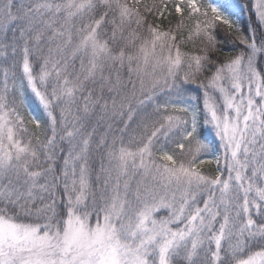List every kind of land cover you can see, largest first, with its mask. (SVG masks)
I'll use <instances>...</instances> for the list:
<instances>
[{
    "label": "snow or ice",
    "instance_id": "obj_1",
    "mask_svg": "<svg viewBox=\"0 0 264 264\" xmlns=\"http://www.w3.org/2000/svg\"><path fill=\"white\" fill-rule=\"evenodd\" d=\"M0 264H264V0H0Z\"/></svg>",
    "mask_w": 264,
    "mask_h": 264
},
{
    "label": "trees",
    "instance_id": "obj_2",
    "mask_svg": "<svg viewBox=\"0 0 264 264\" xmlns=\"http://www.w3.org/2000/svg\"><path fill=\"white\" fill-rule=\"evenodd\" d=\"M212 168H214V165L213 166H211Z\"/></svg>",
    "mask_w": 264,
    "mask_h": 264
}]
</instances>
